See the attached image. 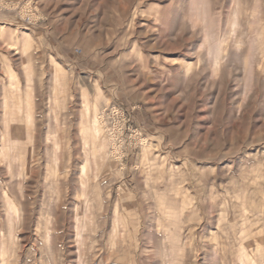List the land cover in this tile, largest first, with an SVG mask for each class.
Masks as SVG:
<instances>
[{
    "label": "rangeland",
    "instance_id": "obj_1",
    "mask_svg": "<svg viewBox=\"0 0 264 264\" xmlns=\"http://www.w3.org/2000/svg\"><path fill=\"white\" fill-rule=\"evenodd\" d=\"M0 264H264V0H0Z\"/></svg>",
    "mask_w": 264,
    "mask_h": 264
},
{
    "label": "built area",
    "instance_id": "obj_2",
    "mask_svg": "<svg viewBox=\"0 0 264 264\" xmlns=\"http://www.w3.org/2000/svg\"><path fill=\"white\" fill-rule=\"evenodd\" d=\"M75 53L80 54L81 52L79 50H75Z\"/></svg>",
    "mask_w": 264,
    "mask_h": 264
}]
</instances>
